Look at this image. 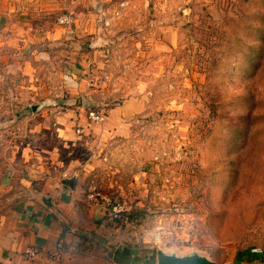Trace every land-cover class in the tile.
Here are the masks:
<instances>
[{
    "label": "rangeland",
    "instance_id": "obj_1",
    "mask_svg": "<svg viewBox=\"0 0 264 264\" xmlns=\"http://www.w3.org/2000/svg\"><path fill=\"white\" fill-rule=\"evenodd\" d=\"M31 167L124 206L92 264H264V0H0V179Z\"/></svg>",
    "mask_w": 264,
    "mask_h": 264
},
{
    "label": "crops",
    "instance_id": "obj_2",
    "mask_svg": "<svg viewBox=\"0 0 264 264\" xmlns=\"http://www.w3.org/2000/svg\"><path fill=\"white\" fill-rule=\"evenodd\" d=\"M57 171L31 167L1 177L0 264H60L46 255L59 241L76 247L74 254L63 256L62 264H92L105 258L103 245L113 244L116 223L103 207L89 201L83 176L69 181L68 172ZM30 248L39 249L41 255L29 260L24 252Z\"/></svg>",
    "mask_w": 264,
    "mask_h": 264
},
{
    "label": "built area",
    "instance_id": "obj_3",
    "mask_svg": "<svg viewBox=\"0 0 264 264\" xmlns=\"http://www.w3.org/2000/svg\"><path fill=\"white\" fill-rule=\"evenodd\" d=\"M73 23V18L70 14L61 15L57 19V25L62 28L70 27ZM87 119L90 124L99 125L105 121L106 116L102 111H90L87 112ZM87 197L94 205L103 207L108 212L109 218L114 224L128 222L129 219L126 216V210L123 205L119 203H112L105 197H100V199H98L99 197L91 192ZM75 252L76 247L67 245L64 241H59L54 249L46 253V255L51 262L60 263L66 253L74 254ZM41 253L42 252L39 249L30 248L25 250L24 255L29 260H33L41 255Z\"/></svg>",
    "mask_w": 264,
    "mask_h": 264
},
{
    "label": "water",
    "instance_id": "obj_4",
    "mask_svg": "<svg viewBox=\"0 0 264 264\" xmlns=\"http://www.w3.org/2000/svg\"><path fill=\"white\" fill-rule=\"evenodd\" d=\"M71 181V180H69ZM156 264H219L197 254L191 256L178 257L174 254L158 252Z\"/></svg>",
    "mask_w": 264,
    "mask_h": 264
},
{
    "label": "trees",
    "instance_id": "obj_5",
    "mask_svg": "<svg viewBox=\"0 0 264 264\" xmlns=\"http://www.w3.org/2000/svg\"><path fill=\"white\" fill-rule=\"evenodd\" d=\"M130 253H131L130 250L128 253V251H122L120 249H117L114 251V253L109 252V257L112 258L115 264H131V263H137L141 260L138 257L132 258L131 255L132 253L131 254ZM154 261H155L154 258H150L146 264H154Z\"/></svg>",
    "mask_w": 264,
    "mask_h": 264
}]
</instances>
